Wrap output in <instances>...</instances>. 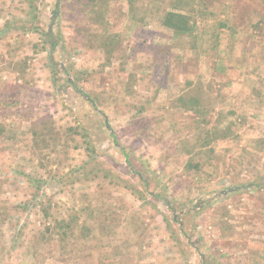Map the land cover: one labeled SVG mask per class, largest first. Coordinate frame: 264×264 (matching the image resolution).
<instances>
[{
	"label": "rangeland",
	"instance_id": "rangeland-1",
	"mask_svg": "<svg viewBox=\"0 0 264 264\" xmlns=\"http://www.w3.org/2000/svg\"><path fill=\"white\" fill-rule=\"evenodd\" d=\"M0 264H264V0H0Z\"/></svg>",
	"mask_w": 264,
	"mask_h": 264
},
{
	"label": "trees",
	"instance_id": "trees-1",
	"mask_svg": "<svg viewBox=\"0 0 264 264\" xmlns=\"http://www.w3.org/2000/svg\"><path fill=\"white\" fill-rule=\"evenodd\" d=\"M162 24L165 27L174 30L176 33H182V34L190 33L193 31L194 28L190 15L177 11L167 12V14L162 19ZM52 47H55V44H53ZM77 91L87 97V95H85L86 93H83V91L80 88ZM55 228H56L54 231L55 236H59L60 234L61 235L66 234V231L62 232V229H64V227L61 228L55 227Z\"/></svg>",
	"mask_w": 264,
	"mask_h": 264
}]
</instances>
